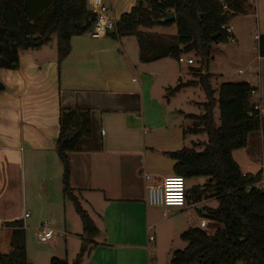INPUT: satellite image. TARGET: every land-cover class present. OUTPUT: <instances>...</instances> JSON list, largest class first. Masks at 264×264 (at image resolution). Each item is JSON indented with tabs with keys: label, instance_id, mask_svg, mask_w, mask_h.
Returning a JSON list of instances; mask_svg holds the SVG:
<instances>
[{
	"label": "crops",
	"instance_id": "crops-1",
	"mask_svg": "<svg viewBox=\"0 0 264 264\" xmlns=\"http://www.w3.org/2000/svg\"><path fill=\"white\" fill-rule=\"evenodd\" d=\"M243 1L245 13L228 22L234 42L212 43L206 63L192 57L187 58L193 60L192 65L179 64L171 57L144 63L136 37L94 39L86 34L71 38L69 54L60 62L56 45L55 50L45 45L21 53L17 70H0V82L6 89L0 93V255L12 252L13 228L7 223L20 222L24 232L34 227L28 208L34 206V212L45 218L38 227H56V221L65 218L70 201L63 198V169L56 153L61 109L89 114L90 135L68 154L69 186L81 209L84 204L91 210L88 216L98 235L89 241L67 232L64 224L53 229L48 242L60 236L74 245L72 240L77 238L91 242L78 264H157L154 251L160 248L156 230L160 225L167 223L158 230L179 240L191 228L204 232L208 226L214 231L220 228L203 216L204 208H210L206 204L214 198L204 197L197 203L186 200L183 208L167 210L147 204V188L164 177L176 176L175 162L168 154L183 148L203 150L206 141L199 140L203 134L184 133L193 125L187 116L203 114L205 96L197 85L200 69L212 75L215 91L229 82L247 83L254 89L251 102L259 104L263 128L250 133L246 146L233 151L232 159L243 176L264 179V58L257 50L264 35V0ZM108 5L118 20L136 1L111 0ZM139 32L162 36L153 40L158 51L177 44L175 25L140 28ZM167 35L173 41L169 45ZM232 76L243 78L233 80ZM185 84L189 86L169 94ZM178 96H183V104L172 105ZM213 115L219 124L217 105ZM201 220L206 221V228H199ZM48 242L41 244L46 247ZM56 242L49 245L52 255L58 251L64 255L61 260L77 261L81 246L73 253L75 258L68 259L67 241L60 250ZM26 257L31 264L27 251ZM51 258L45 256L43 264Z\"/></svg>",
	"mask_w": 264,
	"mask_h": 264
},
{
	"label": "trees",
	"instance_id": "trees-1",
	"mask_svg": "<svg viewBox=\"0 0 264 264\" xmlns=\"http://www.w3.org/2000/svg\"><path fill=\"white\" fill-rule=\"evenodd\" d=\"M135 1L130 12L118 19L116 31L107 37H136L139 59L144 63L164 57L177 60L182 53L188 52H195L201 62L206 63L210 60V45L227 42L222 27L235 16L245 13L243 0ZM169 13L174 14L173 21L159 22ZM94 19L86 0H0V70H17L21 53L47 45L52 37L56 38L57 61H62L69 54L71 38L86 35ZM172 25L176 27L177 44L164 51L157 50L153 38L139 32L140 28H168ZM257 50L264 58V35L258 40ZM202 70L198 71L197 85L205 96V102L201 104L203 114L187 116L193 125L184 133L205 134L206 143L200 152L183 148L168 156L175 162L174 175L185 181L206 179L202 187L188 189L185 198L194 203L204 197L214 198L217 207L204 208L203 216L221 227L213 234L198 228L182 233L180 240L185 247L172 253L170 264H264V192L253 186L260 177L242 176L232 159L233 151L246 146L247 136L263 128L259 111L251 102L254 89L247 83H223L215 91L211 86L212 75L206 70L201 73ZM186 86L189 84L179 85L169 94ZM5 90L0 82V93ZM216 105L218 125L213 115ZM89 135L88 112L60 110L56 153L63 169L62 194L72 202L82 223L83 236L91 241L98 231L73 196L69 186L68 159L78 142ZM262 155L264 158V141ZM6 225L13 228L12 252L0 255V264H28L21 223ZM89 244L91 242L82 241L77 261L71 264H78ZM49 264L69 263L53 257Z\"/></svg>",
	"mask_w": 264,
	"mask_h": 264
},
{
	"label": "rangeland",
	"instance_id": "rangeland-1",
	"mask_svg": "<svg viewBox=\"0 0 264 264\" xmlns=\"http://www.w3.org/2000/svg\"><path fill=\"white\" fill-rule=\"evenodd\" d=\"M148 35H153V34H148ZM150 37L153 39H156V40H157V37L162 38V36H157V35L156 36H150ZM173 37H175V36H173ZM165 42L167 43V45H169V43L171 42L170 35L166 36ZM171 43H173V41ZM47 45H48V47H50L52 45V47L55 50L56 42L54 40V37L51 39V41ZM46 54H48V53H46ZM182 56H184L185 59L192 57L193 60H195V61L200 60V58L195 54V52H188ZM183 67H185V66H183ZM236 69H238V67H236ZM232 78H233V80H240V78L242 79L243 76H232ZM238 82H240V81H238ZM229 83H233V82H229ZM183 101H184L183 96H178V98L176 97V100H173L171 102V104L172 105L177 104L178 106H180L181 104H183ZM215 122H217V124H218V118L217 117H216ZM199 140L206 141V135L203 134V136H200ZM199 140H198V142L201 143ZM204 180H206V179L205 178H192V179L186 180L184 183V186L186 189L187 188L188 189H194V188L200 186V184L202 182H204ZM206 206H208L210 208H215L217 206V202L214 200L210 201L206 204ZM66 207H68V208H66L65 218L56 221V224H57L56 227L49 225L48 229L53 231V229L55 228L58 230V229H60V226H64V224H65L67 232L72 233L76 236H80V235L83 236L82 223H81L80 217L75 212L73 204L71 202H66ZM33 208H34V206H33ZM33 208H30V209L28 208V210L32 214L31 220L34 221V223H33L34 227H30L25 232V236H26L25 244L27 243V250L26 251L28 254V259L31 262V264H43L42 259H44L45 256H47L49 254H50V256H53V257L58 258V259L63 258L64 255H59L60 253L58 251H56V253L55 254L53 253V255H52V252L50 250L49 245H51L52 242L57 241L56 245L60 250L63 247L64 239L67 241L66 245H67L68 251H69L68 252V259H74L75 254H73V253H75L76 251L78 253V248H80V246L82 244V242L78 238H77V240H72V242L75 241L74 242L75 245L70 244L71 242H69L70 241L69 238H64V237L62 238L61 236L59 238H53V241L48 242L49 245L46 247L44 245H42L41 243L39 244V242L37 241V238H36L37 230L35 228H37L43 222V220H45V218H41L38 213L34 212ZM82 209H83V211H85V213L87 215L92 214L91 210L88 208V206H86L84 204H82ZM192 215L197 217V214L194 213V211L192 212ZM165 225H167V223L160 225L159 228L161 229ZM219 227H221V226H219ZM158 229H156L157 231H159V233H158L159 237L157 235L158 240H159L157 245L160 248H158V250L154 251V254L157 257V264H170L172 253L174 251H177V250H182L183 247H185V244L183 242H181L178 237L172 238V236H170L166 233L165 234L161 233V231ZM213 229L214 228L208 226L207 227V233L213 234L215 232ZM83 238L86 239L85 236H83ZM170 240L173 242L172 245H170ZM151 252H153V251H151Z\"/></svg>",
	"mask_w": 264,
	"mask_h": 264
},
{
	"label": "built area",
	"instance_id": "built-area-1",
	"mask_svg": "<svg viewBox=\"0 0 264 264\" xmlns=\"http://www.w3.org/2000/svg\"><path fill=\"white\" fill-rule=\"evenodd\" d=\"M111 0H86L88 10L95 15L94 22L91 26L90 31L87 33L88 36L94 39L107 37L108 35L116 31V24L118 20L110 13L108 2ZM223 9H226L223 6ZM222 29L227 35V42L233 43L234 40L231 37L232 28L228 24L224 25ZM258 40V36L254 37ZM179 64L192 65V59H186L180 55L177 59ZM256 95L255 91L251 92V98ZM255 109L259 110V104H255ZM103 134V132H101ZM243 176V175H242ZM146 180L150 177L145 175ZM185 180L180 176H167L164 177L160 183L156 186L147 188V204L151 207H160L163 209H179L183 208L186 204V192L187 189L184 186ZM258 190H263L264 179L259 180L253 185ZM28 215H25L27 217ZM165 217L166 214L164 213ZM199 228H206V221L201 220L199 223ZM36 233V238L39 243H47L53 236V231L47 229L45 224L38 227ZM149 242L153 241V237L148 238Z\"/></svg>",
	"mask_w": 264,
	"mask_h": 264
},
{
	"label": "water",
	"instance_id": "water-1",
	"mask_svg": "<svg viewBox=\"0 0 264 264\" xmlns=\"http://www.w3.org/2000/svg\"><path fill=\"white\" fill-rule=\"evenodd\" d=\"M173 20H174V14L169 13V14L165 15V17L162 20H160L159 22L166 23L168 21H173ZM213 42H214V39H213Z\"/></svg>",
	"mask_w": 264,
	"mask_h": 264
}]
</instances>
